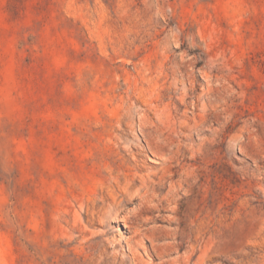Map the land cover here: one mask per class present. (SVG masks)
I'll return each instance as SVG.
<instances>
[{"label":"rangeland","instance_id":"374dc122","mask_svg":"<svg viewBox=\"0 0 264 264\" xmlns=\"http://www.w3.org/2000/svg\"><path fill=\"white\" fill-rule=\"evenodd\" d=\"M138 257L264 264V0H0V264Z\"/></svg>","mask_w":264,"mask_h":264},{"label":"bare ground","instance_id":"6f19581e","mask_svg":"<svg viewBox=\"0 0 264 264\" xmlns=\"http://www.w3.org/2000/svg\"><path fill=\"white\" fill-rule=\"evenodd\" d=\"M132 179H133V177H132ZM124 182L123 181H116V183L118 184V186L120 187V189L119 188H117L118 190H121V192H122V194H127L128 192H130V190H129V185L131 184V182H130V179H129V177H127V176H125L124 177ZM133 182V181H132ZM134 183V182H133ZM116 185V184H115ZM114 191V190H113ZM120 193V192H119ZM121 195V194H120ZM119 194H116V192L115 193H113V197L116 199V201H118L119 199H120V196ZM103 200V199H102ZM148 201V200H147ZM98 204V203H97ZM103 204V203H102ZM93 205H94V203H93ZM92 206V205H91ZM101 206V205H100ZM93 212H96V211H94L93 210ZM144 249H145V251H147L148 250V248H146V247H144ZM139 258V261L137 262V264H153V263H151V262H147V261H145L143 258H140V257H138Z\"/></svg>","mask_w":264,"mask_h":264}]
</instances>
